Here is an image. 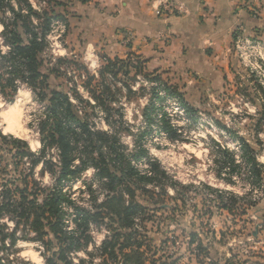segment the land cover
<instances>
[{
	"label": "trees",
	"instance_id": "1",
	"mask_svg": "<svg viewBox=\"0 0 264 264\" xmlns=\"http://www.w3.org/2000/svg\"><path fill=\"white\" fill-rule=\"evenodd\" d=\"M41 1L49 6L60 4L57 0ZM53 17L62 18L61 15L54 16L50 10L38 12L30 0H0V97L10 103L20 87L26 86L42 109L36 125L40 143L37 152H32L25 140L0 133V264H11L8 256L3 258L4 251L11 249L18 240L39 244L44 264H73L70 253L82 250L88 244L91 225L104 227L109 232L97 250L103 264H181L179 258H165V241L161 247H151L144 244L145 235L138 230L143 224L146 210L135 201L138 183L156 188L155 181L160 173L164 176L165 172L156 161L149 163L150 176L140 175L130 165L131 161L129 163L118 137L123 125L116 126L121 123L111 120L114 115L111 104L114 101L110 98V88L105 85V75L110 74L113 80L118 75L127 79L131 74L135 78L141 75L148 82L164 85L166 94L177 99L189 118H195L198 111L185 103L181 94L158 76L143 73L142 63L138 59L110 60L101 56L103 65L97 77L80 65V71L85 72L83 77L87 78L82 88L89 98H84L74 89H70L72 95L57 90L50 82L53 69L43 71L40 61ZM1 47L6 49L2 50ZM95 82L97 85L94 88H97L90 89L91 83ZM150 91L149 110L143 113L145 119L150 124L152 119L158 118L157 122L167 138L178 141L179 134L169 123L163 106L158 105L165 100L158 95L156 88L152 87ZM254 92L260 97H253L252 101L255 102L256 98L262 104L258 120L260 124L264 122V90L257 85ZM96 108L104 113L107 131L95 127L93 118ZM155 111L161 114L160 118L159 114L153 115ZM215 125L229 134L232 142L238 145L236 153L216 145L219 159H222V168L216 178L235 186L234 179L241 177L239 172L243 165L242 188L245 191H209L213 192L215 201L229 215L234 214L236 206L241 203V216H246L249 209L258 203L247 201L248 191L260 192L262 208L259 210L264 213V164L258 162L256 151L241 136L219 121H215ZM52 148L59 151L58 164L49 159ZM140 156L149 157L142 144L138 145L135 158ZM39 164L41 172L49 174L50 188L41 187L34 178V169ZM89 169L93 170L92 179L82 180L85 190L81 192L91 197L90 205L85 206L72 197L71 189ZM222 173L225 177H222ZM172 185L176 195L189 189L176 183ZM95 188L103 192L101 201V194L95 195ZM162 188L161 192L164 193ZM142 192L154 194L147 189ZM68 210L73 215L71 230L65 223ZM259 219L264 228V216ZM7 222L12 224V228ZM86 255L93 257L91 253ZM236 256L232 253L229 261L234 262ZM251 257L261 258L264 262V251ZM80 264H84V260H80Z\"/></svg>",
	"mask_w": 264,
	"mask_h": 264
},
{
	"label": "rangeland",
	"instance_id": "2",
	"mask_svg": "<svg viewBox=\"0 0 264 264\" xmlns=\"http://www.w3.org/2000/svg\"><path fill=\"white\" fill-rule=\"evenodd\" d=\"M32 3L38 8L45 7L42 2V4ZM48 9L51 10V7ZM53 12L54 16L59 14L56 10ZM60 15L67 22L66 15L61 13ZM67 26L65 35L59 40L58 49L50 47L49 44L41 54L42 70L53 69L50 82L57 90L72 95L73 91L70 89H74L84 98H89L88 93L82 88L87 78L81 77V75L85 76V72L80 71V65H83L89 74L97 77L103 65L100 59L102 55L99 52H94L93 55L86 53L82 45L77 50L74 49L68 42V22ZM57 51H60L62 56H59ZM239 71L233 88L221 93L219 102L200 107L195 118L190 116L191 119L185 114H180L179 110L169 102L158 103L163 106L169 122L173 123L179 131L178 141H170L164 135L160 123L157 122L158 118L152 119L150 124L145 119L143 113L149 110L151 92L147 86L137 83L140 81H137L133 74L128 79L118 75L114 80L110 74L105 75V85L110 88V98L114 101V104H111L114 114L111 120L121 123L116 126L123 125L118 137L124 146L123 152L129 157V163L131 161L130 165L142 175L141 173L146 172L147 169L146 158L151 163L158 162L160 169L165 172L163 176L159 171L160 174L155 181L156 188L138 183L135 201L146 209L143 213V224L139 230L145 235L144 244L156 248L161 247L162 242L165 241L166 259L179 258L181 264H212L210 261H214L217 257L221 262L235 253L236 259L231 264H250L251 262L264 264L261 258L251 257L264 251V228L259 219L264 216V213L259 210L262 208L261 193L248 191L247 201L258 203L256 207L249 209L246 216H241V203L236 206L234 214L229 215L220 208L219 203L209 191V189L235 193L245 191L242 188L243 165L239 172L241 177L234 179L235 186L225 184L216 178L222 168V159H219L216 145H222L235 153L238 145L232 142L229 134L215 125V121H219L231 132L237 133L246 140L256 151L258 162L264 164V122L258 124L262 104L256 98L255 102L252 101L253 97H260V94L257 95L254 92L257 89L256 79L240 67ZM138 76L143 79L141 75ZM95 85H97L96 82L91 83L90 89L95 90L97 88H94ZM41 111V105L36 102L31 90L26 86L20 87L10 103L0 97V133L25 140L30 150L37 152L40 149V143L36 125ZM94 112L95 127L107 131L108 126L104 123L102 110L96 108ZM155 114L159 113L155 111L153 115ZM9 117H12L11 121L8 120ZM140 144L146 148L149 157L135 158ZM49 154V159L58 164L59 151L52 148ZM130 158L136 165L132 164ZM41 169L40 164L34 169V178L41 187L50 188L49 174L41 172ZM221 175L225 177L224 173ZM92 176L93 170L89 169L71 189L72 197L85 206L90 205L91 197L82 193L85 190L82 180L89 181ZM173 183L189 187V189L176 195ZM161 187L164 193L161 192ZM143 189L153 191L154 194H151L152 192L143 194ZM94 191H96L95 195L103 193L96 188ZM101 200L102 194L99 201ZM71 218V214L66 215L68 222ZM7 223L12 228V224ZM101 228V226L93 225L89 229L91 230L88 235L90 240L74 256L75 264L82 259L85 260L84 264H89L90 259L86 253L93 254V250L102 243L105 231ZM190 235H194L192 244ZM204 247L208 251L210 248V253L203 252ZM40 248L41 246L37 243L18 240L11 249L4 251L3 258L8 256L11 264H44ZM149 253L151 255L152 252ZM146 256L149 257L148 254Z\"/></svg>",
	"mask_w": 264,
	"mask_h": 264
},
{
	"label": "crops",
	"instance_id": "3",
	"mask_svg": "<svg viewBox=\"0 0 264 264\" xmlns=\"http://www.w3.org/2000/svg\"><path fill=\"white\" fill-rule=\"evenodd\" d=\"M57 1L59 5L49 6L30 0L34 7L32 2L44 4H37L40 13L51 7L66 15L74 49L82 45L86 53L99 52L110 60L138 59L143 73L158 76L196 110L219 102L221 93L233 88L240 72L233 51L237 32L264 37V10L254 18L240 0ZM165 5L182 11L167 14ZM190 237L192 244L194 235ZM202 251L210 253V248ZM229 260L221 262L231 264ZM210 262L222 264L218 257Z\"/></svg>",
	"mask_w": 264,
	"mask_h": 264
},
{
	"label": "built area",
	"instance_id": "4",
	"mask_svg": "<svg viewBox=\"0 0 264 264\" xmlns=\"http://www.w3.org/2000/svg\"><path fill=\"white\" fill-rule=\"evenodd\" d=\"M240 4H241L242 9L245 10L249 15H251L254 18L259 17L261 12L264 10V0H240ZM34 8L36 10L39 9L38 7H34ZM163 9L167 14L168 13L174 14L176 12L182 11L181 7H177V6H173V5H165ZM67 27H68L67 22L65 21L64 18H57V17L51 18L50 24H49V31L45 36L46 47H48V45L50 44V47L58 49L59 40H60V38H62L65 35V33L67 31ZM124 41L127 43L129 42V34H127L125 36ZM1 49L5 50L6 48L1 47ZM233 51H234V55H235V58L237 60L239 67L243 71L247 72L249 75L253 76L256 79V84L259 85L264 90V37L247 36V35H244L242 32L239 31V32H237V34L235 35L234 40H233ZM57 52H58L59 56H62L59 53L60 51H57ZM136 79H137V81H140L137 83H142L144 86H147L148 89H150L152 87L156 88L158 95L160 97H162L166 102H169L172 105H174L176 107V109L179 110L180 114L186 115L183 108H181L178 105L177 99L175 97H169L166 94L164 85L156 84L153 82H148L144 78H143L144 80L141 79L139 76H137ZM160 116H161V114H159L158 117L160 118ZM167 119H168V116H167ZM169 123L172 125V127L179 134V131L176 129V126L171 122H169ZM164 135L166 136L165 133H164ZM145 160H147V162L145 161L147 163V164H145V165H147V169H146V172L141 173V174L144 176H150L151 175V173L149 171L150 170V165H149L150 160H148L146 158H145ZM132 164L136 165V163L133 160H132ZM223 192H226V191H223ZM210 193H212L211 196L215 197L213 192L210 191ZM69 214H71L72 218L69 222L65 218V223L68 226V230H71L73 228L72 211L68 210L67 216ZM92 226L93 225H91V227ZM91 227H90V229H91ZM101 229H103L105 231V236H104V239H105L109 235V232L104 227H102ZM140 229L141 228H138V230H140ZM90 232H91V230L89 231V234H90ZM104 239H103V241H104ZM101 245H102V243L97 248H95L93 250V252H94L93 257L92 258L89 257V259H90L89 264H103L102 263L103 258L100 257L97 253V250L101 247ZM40 249H42V247ZM78 252L79 251L70 253V259L72 260L73 264H75L74 263L75 262L74 256ZM77 264H80V260Z\"/></svg>",
	"mask_w": 264,
	"mask_h": 264
},
{
	"label": "bare ground",
	"instance_id": "5",
	"mask_svg": "<svg viewBox=\"0 0 264 264\" xmlns=\"http://www.w3.org/2000/svg\"><path fill=\"white\" fill-rule=\"evenodd\" d=\"M8 120H10V121H11V120H12V117H9V118H8Z\"/></svg>",
	"mask_w": 264,
	"mask_h": 264
}]
</instances>
